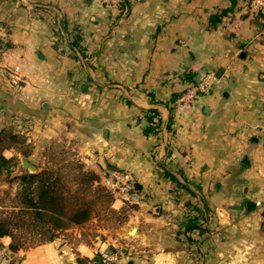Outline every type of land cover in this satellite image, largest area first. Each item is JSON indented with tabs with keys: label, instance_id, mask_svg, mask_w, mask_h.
<instances>
[{
	"label": "crops",
	"instance_id": "crops-1",
	"mask_svg": "<svg viewBox=\"0 0 264 264\" xmlns=\"http://www.w3.org/2000/svg\"><path fill=\"white\" fill-rule=\"evenodd\" d=\"M249 2L0 0V129L21 120L29 152L3 155L33 173L65 146L107 188L131 176L132 199L112 208L135 205L122 222L93 220L15 253L18 264H89L102 246L120 264H264V13ZM61 21L81 30L83 54ZM148 110L160 128L145 135Z\"/></svg>",
	"mask_w": 264,
	"mask_h": 264
},
{
	"label": "trees",
	"instance_id": "trees-1",
	"mask_svg": "<svg viewBox=\"0 0 264 264\" xmlns=\"http://www.w3.org/2000/svg\"><path fill=\"white\" fill-rule=\"evenodd\" d=\"M61 25L68 35L71 50L83 54L81 30L75 28L72 35L64 21ZM140 118L146 123L145 135L159 131L160 118L156 111H143ZM12 147L24 155L29 153L25 136L1 129L0 183L5 182L15 188L13 192L6 190L0 194V239L10 237L8 250L14 254L52 242L59 233L93 220L122 222L126 212L135 208L128 202L120 210L112 208L114 196L103 185L101 175L85 166L66 165L67 156L57 161L54 155L53 166H44L33 173L17 172L18 158H6L2 153ZM61 162H65L64 166H60ZM168 176L174 181L173 176ZM98 240H103V237L98 236ZM91 262L97 263V254Z\"/></svg>",
	"mask_w": 264,
	"mask_h": 264
},
{
	"label": "built area",
	"instance_id": "built-area-1",
	"mask_svg": "<svg viewBox=\"0 0 264 264\" xmlns=\"http://www.w3.org/2000/svg\"><path fill=\"white\" fill-rule=\"evenodd\" d=\"M105 4L117 5L120 0H102ZM249 6L253 12L264 13V0H250ZM5 53V47L0 41V58ZM7 77L9 78L11 84L15 87H19L22 83V78L16 70H7ZM212 76L209 75L202 84L198 87L190 88L184 92L175 102L176 107L179 110H187L191 107L192 103L197 98L198 93L207 92L210 87V81ZM109 189L111 190L114 198H130L132 199L133 186L130 177L127 174H118L109 184ZM121 255L118 251L111 249L108 246H102L97 252V263L91 262L89 264H120ZM19 258L16 254L9 251L0 241V263L4 261H10L12 263L18 264Z\"/></svg>",
	"mask_w": 264,
	"mask_h": 264
},
{
	"label": "rangeland",
	"instance_id": "rangeland-1",
	"mask_svg": "<svg viewBox=\"0 0 264 264\" xmlns=\"http://www.w3.org/2000/svg\"><path fill=\"white\" fill-rule=\"evenodd\" d=\"M62 33H64V31L62 30V28L61 29H59V34H62ZM69 39V38H68ZM65 42L63 41V45L65 46ZM88 41L86 40H84L83 39V37H82V41H81V43H80V46L83 48V49H85L87 46H88ZM76 52V51H75ZM79 52V51H78ZM81 53V52H80ZM1 129H6V130H9V131H12V132H16V133H18L19 135H22V136H25V138H26V141H27V138H28V131L25 129V128H22V122H21V120H18V121H16V120H8L6 123H4V125L2 126V128ZM0 129V130H1ZM71 150V149H70ZM69 150L64 146V148L63 147H57L56 149H55V151H54V154H55V157H56V160L57 161H61L62 159L61 158H63L64 156H67L68 158L67 159H69V160H67L68 161V163H66V165H69V166H78L79 164L78 163H76V161H75V159L73 160L72 158H71V156L70 155H68L69 154ZM68 153V154H67ZM64 164H65V162H61L60 163V166H64ZM18 167H20V166H18ZM17 167V172H19V168ZM86 168V167H85ZM122 174H124V173H122ZM128 175V174H127ZM129 176V175H128ZM130 177V180H131V182H132V179H131V176H129ZM14 188L15 187H10V186H8L7 185V183H5V182H1L0 183V194H2L3 192H5L6 190H9L10 192H13L14 191ZM101 222V223H100ZM114 223H116V221L115 220H111V219H109V220H104V219H102V220H97V222H95L94 224H93V228L94 229H98V227H100V225L102 226V224L103 225H105V224H114ZM98 235H100V234H98Z\"/></svg>",
	"mask_w": 264,
	"mask_h": 264
},
{
	"label": "water",
	"instance_id": "water-1",
	"mask_svg": "<svg viewBox=\"0 0 264 264\" xmlns=\"http://www.w3.org/2000/svg\"><path fill=\"white\" fill-rule=\"evenodd\" d=\"M198 83H199V80H198ZM31 168H33V167H31ZM248 207H250V206H248Z\"/></svg>",
	"mask_w": 264,
	"mask_h": 264
}]
</instances>
